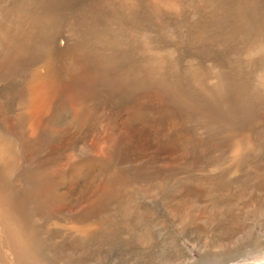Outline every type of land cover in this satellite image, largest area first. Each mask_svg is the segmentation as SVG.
<instances>
[{"label": "rangeland", "instance_id": "1", "mask_svg": "<svg viewBox=\"0 0 264 264\" xmlns=\"http://www.w3.org/2000/svg\"><path fill=\"white\" fill-rule=\"evenodd\" d=\"M208 1L129 0L131 12L124 13L114 0H42L39 17L53 20L30 43L15 41L30 19V1L12 2L16 13L19 2L25 12L20 22L6 19L15 42L0 45V60L6 46L11 56L7 68L0 61V141L20 154L14 174L0 176V187L11 188L8 205L40 182H64L75 196L86 182H122L117 197L139 204L129 219L121 208L109 212L115 229L98 252L90 253L97 241L43 240L46 262L59 264L60 256L48 260L57 242L63 255L75 253L72 261L82 264H264V96L246 114H237L234 98L220 97L230 110L194 119L162 96L155 72L139 69L152 57L144 49L150 43L178 55L160 53L168 68L164 83L192 73L209 86L218 69L252 65L247 59L240 66L237 56L254 52L243 49V40L264 44V0H246L243 8L244 0L217 2L214 26L204 28ZM228 11V26L246 27L232 43V29L222 26ZM199 31L203 40L193 42ZM107 36L111 41L99 47ZM248 80L253 85L256 77ZM62 203L49 211L56 216L50 227H71ZM25 213L35 217L37 210L27 204ZM31 227L40 226L32 221Z\"/></svg>", "mask_w": 264, "mask_h": 264}, {"label": "bare ground", "instance_id": "2", "mask_svg": "<svg viewBox=\"0 0 264 264\" xmlns=\"http://www.w3.org/2000/svg\"><path fill=\"white\" fill-rule=\"evenodd\" d=\"M14 1L16 0H0V45L8 46L12 39L10 25L6 24V19L8 21V19L11 17V24L16 22V20L20 22V19L25 12L19 11L22 7V5H20L21 2H19L17 6L18 13H16V9L12 5V2ZM29 1L30 4L28 5L30 7L28 6L25 10L29 14L30 19L18 29V35L15 38V41L19 38L25 43L33 42L36 36L42 32L43 28L41 26L48 19L53 20V17L48 18V14H46L44 18L39 17L38 10L42 8V0ZM217 2L228 3L227 0H209L206 5L204 4V8H206V18L204 19V22H202V26L204 28H211L214 26L212 17L218 10L217 7H221V5H219ZM248 2L254 4L252 0H249ZM111 3H116L119 5V8H121L120 10L124 13H127V11L131 12V10L128 9L129 0H114V2ZM245 5H248L246 0L242 2L241 8H243ZM171 9H173V13L176 14L180 11L178 10L179 8L175 10L176 7H172ZM196 9L202 10L203 6H197ZM230 11L224 15L222 26H228L226 20H228L230 16ZM57 21L58 19H55L53 22L56 24ZM38 25L40 29L38 28ZM228 27H230L232 30L229 29L227 35H229L230 31L233 35H230V38L228 39L226 38L228 41H230V43L234 41L231 38H235L234 35L236 33L246 29L244 26H240L239 24L233 25V23L232 26L229 25ZM21 32L22 34L20 35ZM195 36L196 38H194ZM201 40H203L202 31L195 33L192 37L193 42ZM15 41L11 42V45H13ZM99 41L101 42L97 45L102 48V42L108 43L111 40L107 36L106 40L102 41L99 39ZM259 42L260 40L258 39L252 40L250 43H248L246 40H243V49L254 48V52H252V55L251 53L246 52L244 57H242L244 52L237 56V63L240 66L248 65L246 64L247 59L253 60L252 65L247 66L244 69L235 68L234 66H230V68L228 67L224 70L218 69L209 86L206 85L205 80H201V78L194 80V78H192V73H181L180 77L174 75L172 79L168 80V83H164L163 81L167 80L168 68L164 60V55L161 56V54H165L166 57L171 56L173 59H177L178 55L172 52L170 49L164 52L163 49L157 44L154 45L150 43L148 46L144 45V49H147L148 52L150 51V55H152V57L148 60L149 62L142 64L139 69L143 68L144 73L152 71L151 74H153L155 72L156 75L154 81L159 82L155 85L160 88L159 90L161 91L162 96H164V98L168 99L169 101L174 102V105L176 104L177 106H180L181 109H184L191 117H194V119H203L207 114H210L215 110L222 112L225 110H230L228 108L224 110V108L221 107L220 97L223 99L229 97L234 98V101H236L238 107L241 108L239 109L240 112L237 114H246L248 111L252 110L250 108L253 105H261L263 102L261 98L264 96V92L262 95V91L264 90V69H261V63H264V44L261 45ZM17 43L18 47L22 48L21 40ZM51 43L55 44V38L51 40ZM59 45H61V43ZM115 45H118V42H116ZM7 46L5 47L7 51L4 53V55L2 54L3 56L0 60H5L6 68L11 64L9 61L11 56ZM112 50L113 49L109 47L108 51L103 52V54L109 55L107 53ZM22 53H25V47L22 48ZM231 54L236 55L235 52ZM21 55L22 54H18L17 56ZM255 71H257V73L252 74ZM249 75H254L256 77L255 83L253 85H251L248 80ZM193 76L196 75L193 74ZM203 76L204 78L206 77L205 75ZM138 81L145 83V79L141 77L138 78ZM69 90L71 91L72 89ZM260 99L262 101L261 103L259 102ZM211 100H213L215 104H212ZM240 101L244 103L240 104ZM228 116L236 115L232 113ZM22 131L24 132V130ZM37 131H39L38 128L36 129V135H33V137L38 136ZM45 131L46 130H44V132ZM44 132L42 134H44ZM33 137L29 136L28 140L33 142L35 139V137ZM19 156H16L15 148L10 147V145L5 141H0V176L2 178H8L11 176V174L14 172L12 169L18 164ZM86 183L87 185L81 186L82 188H80L83 190V194L80 193L77 196H75V191H73V189L64 185V182L36 183L30 187L33 190L29 192L27 196H24L19 203L13 206L8 205L9 201L12 199L11 188H9V186H7L8 188L5 186L0 187V219L6 218L4 223L0 221V264H51L44 260V256L40 252L43 240L51 237H54V240L61 239V241L68 239L71 242L81 246H90L92 243L97 241L94 247L90 249V253L96 251L98 252L100 243H102L101 241L108 238L106 232L108 230L113 231V229H115L108 221V217L110 216L109 212L116 208H121L128 218V216L132 215L139 208L138 203L133 204L130 203L129 200H120L119 197H117V192L120 193L119 190L123 185L122 182ZM60 186L62 187L60 188ZM58 197H61V199H58ZM61 201H63L65 205ZM61 203L63 207H66L67 215H69L67 220L71 224L70 228H59L57 225L50 227V224L54 222L52 218L56 216L50 214L49 211H52ZM27 204L34 205L35 209L37 210V215L35 217L28 216L25 213ZM36 217H38V219H36ZM32 221L37 222L40 227L38 229L32 228ZM67 245H70V243ZM48 254V260L60 256L59 264H82L80 261H72L75 253L63 255V252H60L57 247V242H54V246L48 251ZM89 264L93 263L89 261Z\"/></svg>", "mask_w": 264, "mask_h": 264}]
</instances>
